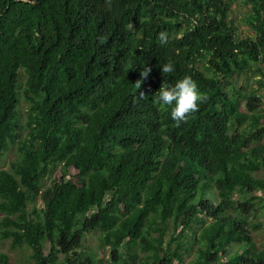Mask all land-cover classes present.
<instances>
[{
  "label": "trees",
  "instance_id": "1",
  "mask_svg": "<svg viewBox=\"0 0 264 264\" xmlns=\"http://www.w3.org/2000/svg\"><path fill=\"white\" fill-rule=\"evenodd\" d=\"M185 75L203 100L177 123L153 96ZM12 148L0 242L30 264H264V0H0ZM92 231L110 261L81 251Z\"/></svg>",
  "mask_w": 264,
  "mask_h": 264
},
{
  "label": "rangeland",
  "instance_id": "2",
  "mask_svg": "<svg viewBox=\"0 0 264 264\" xmlns=\"http://www.w3.org/2000/svg\"><path fill=\"white\" fill-rule=\"evenodd\" d=\"M246 11V10H245ZM241 13H243L242 10L240 12H237L236 17L237 19L241 18ZM248 33V31L246 32ZM259 76L254 74H243L237 76L233 80V84L235 86V89L240 90L241 88H244V86H248L247 88L250 90L251 88L258 86ZM23 109H26V104L24 103ZM13 148L12 151L7 152L3 157L0 158V169L3 168H9L10 161L15 157V154H13ZM261 176L262 173H261ZM261 193L258 192L255 195H260ZM245 197H241V200ZM248 219L252 222H260L264 224V209H258L254 214H250ZM172 235V228L170 227L167 233V239L170 238ZM253 240L256 243L257 247L259 249H264V228L261 230H254L252 232ZM238 249L237 245H233L231 247V251H234ZM81 251L85 254H88L93 257L94 261H99L101 258H108V254L106 251H104L100 247V241H99V231H92L87 235V238L83 241ZM4 253L7 254L11 258V262L13 264H30L31 260V254L32 251L28 248L23 249H11L10 247V241H1L0 242V254ZM192 259V255H187L185 257L184 263L174 262V264H188Z\"/></svg>",
  "mask_w": 264,
  "mask_h": 264
},
{
  "label": "clouds",
  "instance_id": "3",
  "mask_svg": "<svg viewBox=\"0 0 264 264\" xmlns=\"http://www.w3.org/2000/svg\"><path fill=\"white\" fill-rule=\"evenodd\" d=\"M167 32L161 31L158 33V40L161 44L167 42ZM151 69L148 66H143L141 77L146 78ZM163 74H170L174 71V63L168 61L161 65ZM142 81L138 80L135 83L137 89L140 88ZM140 97L144 94L141 92ZM203 94L200 92L196 81L191 76L185 75L178 79L173 85L162 83L160 89L153 96V103L157 104L161 109L170 107L171 118L179 123L187 118L188 114L195 112L198 103L202 102Z\"/></svg>",
  "mask_w": 264,
  "mask_h": 264
}]
</instances>
